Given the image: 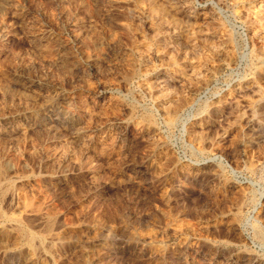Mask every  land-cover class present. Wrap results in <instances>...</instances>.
<instances>
[{"label":"rangeland","instance_id":"obj_1","mask_svg":"<svg viewBox=\"0 0 264 264\" xmlns=\"http://www.w3.org/2000/svg\"><path fill=\"white\" fill-rule=\"evenodd\" d=\"M0 264H264V0H0Z\"/></svg>","mask_w":264,"mask_h":264},{"label":"bare ground","instance_id":"obj_2","mask_svg":"<svg viewBox=\"0 0 264 264\" xmlns=\"http://www.w3.org/2000/svg\"><path fill=\"white\" fill-rule=\"evenodd\" d=\"M171 20V19H170ZM2 177V176H1ZM18 222V221H17ZM2 232V231H1ZM31 235V234H30ZM29 237V236H28ZM34 238V237H33ZM30 239H28V241H29Z\"/></svg>","mask_w":264,"mask_h":264}]
</instances>
